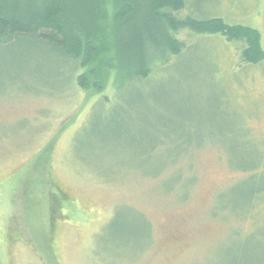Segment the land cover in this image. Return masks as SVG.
I'll return each mask as SVG.
<instances>
[{
    "label": "rangeland",
    "instance_id": "rangeland-1",
    "mask_svg": "<svg viewBox=\"0 0 264 264\" xmlns=\"http://www.w3.org/2000/svg\"><path fill=\"white\" fill-rule=\"evenodd\" d=\"M261 33L264 0H186ZM101 94L0 44V264H264V62L222 38Z\"/></svg>",
    "mask_w": 264,
    "mask_h": 264
},
{
    "label": "trees",
    "instance_id": "trees-1",
    "mask_svg": "<svg viewBox=\"0 0 264 264\" xmlns=\"http://www.w3.org/2000/svg\"><path fill=\"white\" fill-rule=\"evenodd\" d=\"M186 0H0V44L35 40L78 70L77 86L103 94L148 79L186 50L183 32L235 44L242 64L264 62L261 33L186 15Z\"/></svg>",
    "mask_w": 264,
    "mask_h": 264
}]
</instances>
